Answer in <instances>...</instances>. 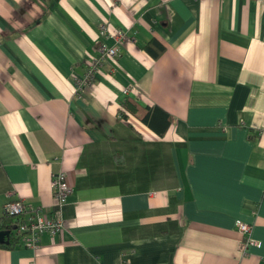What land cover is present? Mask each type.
<instances>
[{
  "label": "crops",
  "instance_id": "obj_1",
  "mask_svg": "<svg viewBox=\"0 0 264 264\" xmlns=\"http://www.w3.org/2000/svg\"><path fill=\"white\" fill-rule=\"evenodd\" d=\"M11 201L64 228L29 247L15 227L0 264H264V0H0V219Z\"/></svg>",
  "mask_w": 264,
  "mask_h": 264
},
{
  "label": "built area",
  "instance_id": "obj_2",
  "mask_svg": "<svg viewBox=\"0 0 264 264\" xmlns=\"http://www.w3.org/2000/svg\"><path fill=\"white\" fill-rule=\"evenodd\" d=\"M100 34L103 36L108 35V25L103 23L100 27ZM117 38L123 39L122 31H118ZM117 54V47L109 46L104 42H101L97 47V55L92 57L89 67L86 72L85 84L90 86L95 78L97 72L101 70L102 65L105 61L112 59ZM125 93H129L126 89ZM52 188L54 197L59 204V207L63 205L72 193V187L67 181L66 174L59 172L53 175ZM5 215L18 217L25 213V204L21 201H11L5 205ZM237 229L243 236L248 235L251 230V226L248 223L238 221ZM64 228V221L60 214V208L55 214L49 215L48 213L39 209L36 213L32 214L16 225V231L19 236L22 237L24 243L29 247H38L40 237L43 233H49L56 235L61 232ZM250 244H256L257 242L253 239H248Z\"/></svg>",
  "mask_w": 264,
  "mask_h": 264
},
{
  "label": "trees",
  "instance_id": "obj_3",
  "mask_svg": "<svg viewBox=\"0 0 264 264\" xmlns=\"http://www.w3.org/2000/svg\"><path fill=\"white\" fill-rule=\"evenodd\" d=\"M144 47L155 58H159L166 49L165 46H163L158 40H155V39L151 40ZM158 111L161 112L164 116H162L161 114H158ZM122 113H123V116H130L131 114H133L135 116H138L139 118H142L144 122H146L149 126L158 130L160 134H164L170 124L168 113H166L160 107H157V106L156 107H150V106L143 107L140 104H138L136 101L130 98H128L124 102ZM16 218L17 217L15 216L4 215V217L0 219V230L11 231V235L8 238L9 242L0 244V246L10 247V246L15 245L14 242H11L12 241L11 239L14 237L13 229L20 222V219H16Z\"/></svg>",
  "mask_w": 264,
  "mask_h": 264
},
{
  "label": "water",
  "instance_id": "obj_4",
  "mask_svg": "<svg viewBox=\"0 0 264 264\" xmlns=\"http://www.w3.org/2000/svg\"><path fill=\"white\" fill-rule=\"evenodd\" d=\"M11 235V231L9 230H0V244L8 243V238Z\"/></svg>",
  "mask_w": 264,
  "mask_h": 264
}]
</instances>
